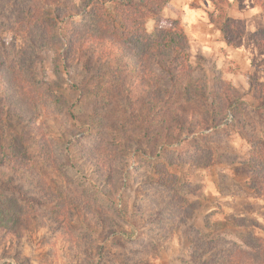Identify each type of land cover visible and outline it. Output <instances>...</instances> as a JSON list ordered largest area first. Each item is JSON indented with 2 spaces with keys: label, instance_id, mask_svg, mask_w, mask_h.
<instances>
[{
  "label": "trees",
  "instance_id": "1",
  "mask_svg": "<svg viewBox=\"0 0 264 264\" xmlns=\"http://www.w3.org/2000/svg\"><path fill=\"white\" fill-rule=\"evenodd\" d=\"M169 1L0 0V19L5 25L12 23L9 27L16 23L24 31L31 50L27 55L36 58L39 48H63L64 67L75 64L67 57L77 52L81 56L79 64L85 73H91L93 63L100 60L116 68L112 77L104 76L107 82H99L100 86H110L112 91L111 100L98 102V106L102 117L105 112L107 118V107L110 109L114 105L120 107L121 115L113 117L115 122L104 126V131L94 126L98 124L97 121L83 123L86 128L84 134L91 133L95 139L103 135H107V138L100 143L93 140L91 146L86 143L81 145L83 153L90 150L94 159L92 166L99 172H106V179L113 185V189L106 187L103 190L98 183L94 184L93 177L81 168L72 152L65 155L62 164L58 162L55 166L50 160L52 154L44 151L48 146L42 145L39 153L43 157L35 165L40 166L42 171L44 168L51 169L63 181L67 180L63 167L75 169L97 191L104 194L110 201V209L115 207L116 216H109L107 209L91 201L79 204L74 199L70 202V210L74 215L81 214L89 229L96 227L94 221L88 218L89 210L95 211L93 216L98 222L97 230L94 231L96 234L101 231L112 232L108 226L112 222L115 229L121 231L123 239L132 238L137 233V243L143 242L146 237L154 240V236L156 241L159 236L155 234L152 225L157 222L163 226L160 228V239L171 237L179 228H184V237L193 246L190 257L195 262L264 264V238L248 233L241 237L243 245L239 246L224 236L203 238L200 230L189 226L202 207L200 194L182 193L175 172L187 168H207L215 164L213 156L220 150L217 143L220 140L216 136L224 128L232 126L254 151L241 164V173L249 178L253 189L264 194V85L258 87L252 83L249 93L243 94L221 77L220 73L212 71L209 77L204 72L203 64L194 66L188 54L189 40L181 21L179 18L161 15ZM210 1L215 12L221 14L218 18L211 14V23L219 29L228 46L236 47L246 35V23L244 20L227 17L223 12L226 0ZM253 2L264 10V0ZM151 20L155 24L149 30L148 23ZM59 23L64 24L63 29L68 31V36L62 34L54 38ZM250 40L264 53V29L252 33ZM3 64L4 54L0 52V67ZM29 70L24 75L21 73V83L24 85L30 77H37ZM86 79L89 83L92 81L91 77ZM44 85L49 87L48 82ZM95 86L98 87L97 84ZM30 91V86L21 84V113H10L14 120L21 122L24 130H27L24 123L40 117V112H34L37 106L31 104ZM246 97L249 98L247 102L244 101ZM257 125H261V129ZM36 138H23L22 149H32ZM66 149L69 151L68 147ZM15 153L19 155L17 150ZM199 153L207 155L203 165L200 164ZM8 155L7 150L1 147L0 214L13 224V213L5 195L8 192L15 194L16 200L21 202H36L43 208L46 205L27 194L24 185L16 182V176L6 175ZM18 165L15 172L20 180L21 174H25L26 177L22 178L24 183H34L35 178L27 174L30 165L22 159ZM144 168L145 172L148 170L153 175H146L143 181L147 191L143 190L142 195L145 206L150 209L146 217L143 216L144 204H133L130 210L127 200H121L118 206L114 191L117 181L112 178L114 173L120 176L121 182L117 189L126 190L130 187L132 170L140 172ZM58 198H61L60 193ZM51 202L55 204L54 199ZM57 209L58 214L64 210L59 206ZM57 212L54 217L56 221L59 218ZM236 225L241 229L251 227L243 221H236ZM0 227L11 232V228ZM164 231H168L167 234L171 236L162 234ZM121 238L117 243L125 249Z\"/></svg>",
  "mask_w": 264,
  "mask_h": 264
},
{
  "label": "rangeland",
  "instance_id": "2",
  "mask_svg": "<svg viewBox=\"0 0 264 264\" xmlns=\"http://www.w3.org/2000/svg\"><path fill=\"white\" fill-rule=\"evenodd\" d=\"M238 6L239 1L226 0L223 12L230 19L244 20L247 31V21L239 15ZM211 14L215 18L221 16L219 12H215L210 0H171L161 13L164 17L179 18L189 40L188 54L191 63L194 66L203 64L204 72L209 77L212 71L220 73L221 77L243 94L249 93L252 83L258 87L263 86L264 53L250 40L251 34L247 35L246 32L236 47L228 46L219 29L211 23ZM11 24L5 25L0 19V52L4 54V64L0 67V148L10 154L6 175L16 176V182L24 185L27 194L44 202L46 208L40 207L36 202L16 200L15 194H5L14 223H9L0 214V226L11 228V232H8L0 227V264H88L90 261L94 264H202L190 257L193 246L185 239L184 228H179L173 236L164 231L162 234L171 237L160 239V228L163 226L154 222L152 229L156 230L154 233L159 239L155 241V236L154 240L146 237L143 242L137 243V233L132 238L123 239L121 231L116 230L112 222L108 223L112 232L94 233L98 226L93 216L94 210H89L88 218L94 221L95 229H89L84 224L82 215H74L70 210L71 200L77 199L79 204L91 201L107 209L109 216H116L115 207L110 209V201L85 180L80 172L63 167L67 179L63 181L51 169L44 168L42 171L35 163H39L38 159L43 157L39 153L42 145L48 146L44 151L52 154L50 160L55 166L58 162L62 164L65 155L72 152L81 168L93 177L94 184L98 183L103 190L106 187L113 189V185L106 179V172H99L92 166L94 159L90 150L83 153L81 145L86 143L91 146L93 140L100 143L107 138V135H103L95 139L91 137V133L84 134L86 128L83 123L97 121L98 124L94 126L99 131H104V126L113 124L116 120L114 118L121 115L120 107L114 105L110 109L106 106L107 118L105 112L102 117L98 106V102L106 103V100H111L112 91L110 86H100L99 82H107L104 76L112 77L116 68L107 61L100 60L93 63L91 73H85L79 64L81 56L77 52L67 57L75 64L64 67L63 48H39L36 51L37 57L34 58L26 54L31 50L24 31L16 23L9 27ZM154 24L153 20L149 21V30L153 29ZM63 27L64 24L59 23L57 31H54V38L62 34L68 36V31ZM27 69L37 77H30L24 85L21 83V73L24 75ZM89 77L92 78L90 83L86 79ZM45 82L49 83V87H45ZM21 84L30 86L31 104L37 106L34 112H40L37 120L34 118L24 123L27 130H24L25 127L21 128V122L14 120L10 114L17 111L21 113ZM248 100L247 97L244 99L245 102ZM257 127L261 129V125ZM34 137L37 138L32 143V149L23 150V138L32 140ZM216 138L220 140L217 142L220 150L213 156L215 164L207 168L175 171L182 193L200 194L202 207L189 226L200 230L203 238L224 236L239 246L243 245L241 237L248 233L264 238V194L253 189L249 178L241 173V164L254 151L232 126L224 128ZM16 150L19 155L15 153ZM35 157L38 158L34 161ZM198 157L201 165L206 163L207 155L199 153ZM21 159L30 165L27 174L35 178L34 183L31 180V183H24L22 178L26 177L25 174H21V180L16 175ZM112 163L116 164L114 161ZM144 170L146 169H142V172L132 170L130 187L126 190L117 189L121 182L120 176L114 173L112 178L117 181L114 191L118 206L121 200H127L130 210L133 204H144L143 216L146 217L150 209L145 206L143 199L142 193L147 191L143 181L146 175H153ZM59 193L61 198H58ZM53 199L55 204L51 202ZM58 206L64 208L59 214ZM55 212L58 214V221L55 220ZM236 221H243L251 227L241 229L237 227ZM120 238L125 249L117 243Z\"/></svg>",
  "mask_w": 264,
  "mask_h": 264
},
{
  "label": "crops",
  "instance_id": "3",
  "mask_svg": "<svg viewBox=\"0 0 264 264\" xmlns=\"http://www.w3.org/2000/svg\"><path fill=\"white\" fill-rule=\"evenodd\" d=\"M239 15L247 21V35L264 28V11L254 4L252 0H237Z\"/></svg>",
  "mask_w": 264,
  "mask_h": 264
}]
</instances>
